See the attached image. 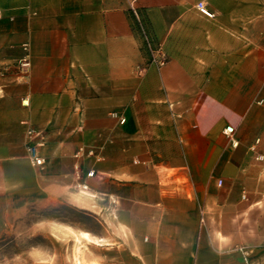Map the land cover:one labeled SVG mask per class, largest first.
<instances>
[{
	"label": "crops",
	"instance_id": "crops-1",
	"mask_svg": "<svg viewBox=\"0 0 264 264\" xmlns=\"http://www.w3.org/2000/svg\"><path fill=\"white\" fill-rule=\"evenodd\" d=\"M0 13L3 211L76 208L84 219L55 232L70 229L82 264H264L250 151L264 154V0H0Z\"/></svg>",
	"mask_w": 264,
	"mask_h": 264
},
{
	"label": "rangeland",
	"instance_id": "rangeland-1",
	"mask_svg": "<svg viewBox=\"0 0 264 264\" xmlns=\"http://www.w3.org/2000/svg\"><path fill=\"white\" fill-rule=\"evenodd\" d=\"M82 219V214L67 204L30 205L13 211L0 208V264H82L81 249L76 240L71 241L70 229L55 232L56 221L69 224ZM42 221H47L46 226Z\"/></svg>",
	"mask_w": 264,
	"mask_h": 264
},
{
	"label": "built area",
	"instance_id": "built-area-1",
	"mask_svg": "<svg viewBox=\"0 0 264 264\" xmlns=\"http://www.w3.org/2000/svg\"><path fill=\"white\" fill-rule=\"evenodd\" d=\"M196 8L197 10L208 16V17H212L213 13L208 9L206 3H204L203 1H198L196 3ZM131 13L132 15L136 18V20L138 21V23H141V19L139 17V12L137 11V9L135 7H132L131 9ZM1 16V13H0ZM145 44L148 46V49H151V51H154L153 47L151 46V42L149 41V39H147V37H145ZM154 60L156 59L155 57H153ZM156 61L159 64H162L164 62V57L162 54H160V56L156 59ZM112 115L117 117L119 122L122 123L124 122V117H122L121 115H118L116 112H112ZM225 134L227 135V137L230 140V143L232 146H236L238 145V140L233 136V132H234V128L231 125H227L224 129ZM27 135H28V142L26 144V149L28 152V158L30 160V162L34 165H41L44 162V157L40 154V147L42 146V142L39 140V136L40 133L38 130L29 127L27 129ZM258 142V140H256L251 146H250V151L253 154L254 158L256 160H264V154H261L257 151L256 148V143ZM91 173V172H89ZM218 183H221V180H218Z\"/></svg>",
	"mask_w": 264,
	"mask_h": 264
},
{
	"label": "bare ground",
	"instance_id": "bare-ground-1",
	"mask_svg": "<svg viewBox=\"0 0 264 264\" xmlns=\"http://www.w3.org/2000/svg\"><path fill=\"white\" fill-rule=\"evenodd\" d=\"M85 236V235H84ZM87 237V236H86ZM79 263V262H78Z\"/></svg>",
	"mask_w": 264,
	"mask_h": 264
}]
</instances>
